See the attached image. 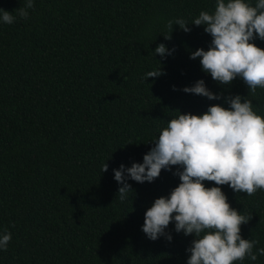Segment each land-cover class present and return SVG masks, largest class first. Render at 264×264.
I'll return each mask as SVG.
<instances>
[{
	"label": "trees",
	"instance_id": "1",
	"mask_svg": "<svg viewBox=\"0 0 264 264\" xmlns=\"http://www.w3.org/2000/svg\"><path fill=\"white\" fill-rule=\"evenodd\" d=\"M23 3L0 0V8L13 12ZM215 5L34 0L27 20L0 23V231L12 233L0 264H187L194 236L177 233L174 222L165 230L170 242L142 231L145 212L179 185L177 166L151 183L128 179L133 194L123 202L113 169L143 163L177 110L202 115L213 105L227 108L229 96L248 95L240 78L219 85L199 58L190 59L211 44L203 26L185 33L173 25L172 39H164L169 20L191 23ZM253 42L264 49V41ZM160 44L175 51L154 55ZM159 64L164 74L145 82ZM199 80L221 99L183 91ZM248 99L264 117V89ZM221 187L233 209L252 215L242 238L264 247V190L250 197ZM237 264H264V256Z\"/></svg>",
	"mask_w": 264,
	"mask_h": 264
},
{
	"label": "clouds",
	"instance_id": "2",
	"mask_svg": "<svg viewBox=\"0 0 264 264\" xmlns=\"http://www.w3.org/2000/svg\"><path fill=\"white\" fill-rule=\"evenodd\" d=\"M31 9L34 0H24L23 6L13 12L0 8V23L11 25L17 15L27 20ZM173 25L185 33L191 31L189 25L203 26L211 36L208 50L197 49L190 59L199 58L203 72L219 85L229 86L240 78L248 95H255L257 88L264 89V49L253 42L256 38L264 41V0L254 4L248 0H216L213 12L201 11L191 23L184 18L169 20L166 41L172 39ZM174 51L160 44L154 55L165 58ZM163 74L159 64L158 69L145 74L144 81ZM183 91L209 100L222 96L213 94L204 80ZM248 95L229 96L225 100L227 108L213 105L202 115L177 110L175 118L152 142L154 147L143 156V163L113 169L114 179L121 185L117 197L123 202L133 194L128 179L151 183L162 170L177 166L173 175L179 177V185L169 196L156 199L145 212L142 231L152 241L165 236L170 242L172 236L165 230L174 222L177 233L194 236L187 249V264H237L264 256V247L257 248L258 240L241 236V226L248 224L252 215L233 209L221 187L227 185L235 193L250 197L264 190V117L254 111ZM107 171L105 163L101 173ZM205 181L216 186L205 187ZM11 240L7 228L0 231V251H6Z\"/></svg>",
	"mask_w": 264,
	"mask_h": 264
}]
</instances>
